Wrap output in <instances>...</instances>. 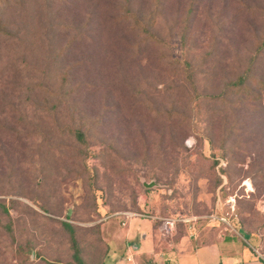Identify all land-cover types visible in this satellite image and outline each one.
<instances>
[{"label": "rangeland", "instance_id": "obj_1", "mask_svg": "<svg viewBox=\"0 0 264 264\" xmlns=\"http://www.w3.org/2000/svg\"><path fill=\"white\" fill-rule=\"evenodd\" d=\"M124 1L0 5L12 32L0 37V201L15 200L13 242L0 214V264L70 261L60 221L75 227L88 264H100L105 226L123 211L152 220L165 241L184 223L225 217L264 255V104L207 100L248 63L264 34V0H198L190 15L191 0H161L154 44L117 22ZM126 1L145 16L158 0ZM184 59L197 70L195 90ZM253 73L264 76V56ZM231 125L238 131L222 157ZM67 128L85 131L87 157ZM168 217L186 221L167 232Z\"/></svg>", "mask_w": 264, "mask_h": 264}, {"label": "crops", "instance_id": "obj_2", "mask_svg": "<svg viewBox=\"0 0 264 264\" xmlns=\"http://www.w3.org/2000/svg\"><path fill=\"white\" fill-rule=\"evenodd\" d=\"M142 219L105 226L103 264H264L253 244L222 224L187 222L186 232L165 241L152 220Z\"/></svg>", "mask_w": 264, "mask_h": 264}, {"label": "trees", "instance_id": "obj_3", "mask_svg": "<svg viewBox=\"0 0 264 264\" xmlns=\"http://www.w3.org/2000/svg\"><path fill=\"white\" fill-rule=\"evenodd\" d=\"M11 0H1L0 5L2 4H10ZM198 0H191L190 5L187 9V15H190L193 5L197 3ZM161 4V0L156 2L154 10L149 13V15L143 16V14H137V12L131 9V5L128 1H124L120 4L121 11V19H117V22L121 24L130 23V32H136L138 35L143 37L146 41H150L151 43L161 42L157 37L156 33L152 30L156 24L157 18L159 16V5ZM0 37H12V32L7 30L6 24L0 20ZM77 38V37H76ZM75 38V39H76ZM264 56V34H262L256 41V46L254 48L253 54L250 56L248 63L244 67V69L232 80H226L223 83V90L216 94L208 95L207 100L217 101L222 104L229 105L231 110H234L235 107L242 106L244 104H254L259 103L260 105L264 104V76H256L253 73V69L255 67L256 61ZM183 72L186 74L187 81L195 90V77L197 70L194 69L192 62L190 60L184 59L183 62ZM67 72L62 73L61 75V85L60 88L65 87L67 83ZM40 86L39 84H36ZM66 94V92L64 93ZM45 101V100H44ZM48 102V99L46 100ZM62 102L59 99L58 103ZM57 104H54L51 107L47 106V109H56ZM168 116L171 117L172 114L168 113ZM237 126L231 125L227 132L222 136L221 143L219 145V153L222 157H225L227 153L231 150H224L225 141L231 137L234 133H236ZM68 132L72 134L75 139L82 145L83 149H78L79 153H83L84 157H87L89 153L87 152L86 145V133L81 128H67ZM214 163H217V160H214ZM220 172H225L224 168H220ZM83 173L80 172L78 176H81ZM221 179L218 178L217 182H220ZM95 195H93V200ZM96 203V200H94ZM15 205V200H11L10 204L7 206L5 203L0 201V214L6 216L7 220L2 224L3 229L10 236L12 242L14 241V230L12 225L11 215L9 213V208ZM44 210V209H42ZM62 226L68 231V238L72 247V255L71 260L65 262V264H88V262L82 257L80 246L78 240L76 238V230L73 225L66 221H60ZM20 253L26 255V250L31 251L30 248L27 247H18ZM28 256V254H27ZM29 257V256H28ZM27 258V257H26ZM51 264V263H50ZM100 264H103L102 262Z\"/></svg>", "mask_w": 264, "mask_h": 264}, {"label": "built area", "instance_id": "obj_4", "mask_svg": "<svg viewBox=\"0 0 264 264\" xmlns=\"http://www.w3.org/2000/svg\"><path fill=\"white\" fill-rule=\"evenodd\" d=\"M116 216H121L123 220H130L131 218H135V217H138V216H142V214H138V213H135V212H132V211H123V212H119L117 214H115ZM210 220L212 221H221V223L224 224V226L232 231H234L235 229L232 227L231 223L228 221L227 218L225 217H218L217 215L215 214H211L210 215ZM185 222L186 220L184 219H181V218H176V217H168V218H164L163 219V224H164V228L166 229L167 232H170L172 230L175 229L176 227V224L178 222ZM122 224H124V222H122Z\"/></svg>", "mask_w": 264, "mask_h": 264}, {"label": "water", "instance_id": "obj_5", "mask_svg": "<svg viewBox=\"0 0 264 264\" xmlns=\"http://www.w3.org/2000/svg\"><path fill=\"white\" fill-rule=\"evenodd\" d=\"M142 184H143V186H145L147 188L157 185L156 182L153 180L150 182H146L145 180H142Z\"/></svg>", "mask_w": 264, "mask_h": 264}]
</instances>
